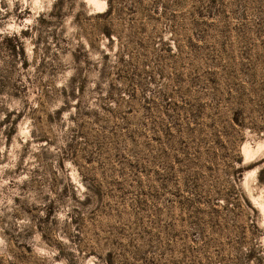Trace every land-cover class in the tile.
Listing matches in <instances>:
<instances>
[{"label":"rangeland","instance_id":"obj_1","mask_svg":"<svg viewBox=\"0 0 264 264\" xmlns=\"http://www.w3.org/2000/svg\"><path fill=\"white\" fill-rule=\"evenodd\" d=\"M111 1L0 0V264H264V0Z\"/></svg>","mask_w":264,"mask_h":264},{"label":"trees","instance_id":"obj_2","mask_svg":"<svg viewBox=\"0 0 264 264\" xmlns=\"http://www.w3.org/2000/svg\"><path fill=\"white\" fill-rule=\"evenodd\" d=\"M108 1V4H109V6H108V9L105 11V13H103L102 15H97L95 18L96 19H105V18H108V17H110L111 15H112V12H113V6H112V1L111 0H107ZM60 5V1H59V3L58 4H56L55 6H54V9H56V7L57 6H59ZM108 35H109V33H107ZM16 41H18V38L17 37H13V38H5L4 39V41H3V43H5V44H7V45H11L12 43H14V42H16Z\"/></svg>","mask_w":264,"mask_h":264}]
</instances>
